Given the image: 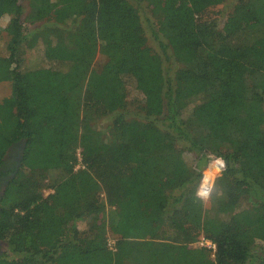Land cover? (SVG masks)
<instances>
[{
  "label": "trees",
  "instance_id": "16d2710c",
  "mask_svg": "<svg viewBox=\"0 0 264 264\" xmlns=\"http://www.w3.org/2000/svg\"><path fill=\"white\" fill-rule=\"evenodd\" d=\"M224 1L0 0V264H264V0L220 24ZM39 46L65 68H25ZM211 155L225 168L204 202ZM203 235L214 256L189 246Z\"/></svg>",
  "mask_w": 264,
  "mask_h": 264
},
{
  "label": "rangeland",
  "instance_id": "374dc122",
  "mask_svg": "<svg viewBox=\"0 0 264 264\" xmlns=\"http://www.w3.org/2000/svg\"><path fill=\"white\" fill-rule=\"evenodd\" d=\"M237 2H238V0H225L220 5L212 7L209 10V15L212 17L218 18L219 22H221L220 24H223V22L226 20L227 16L233 10L234 5ZM23 4H24L25 9L27 11L28 10L27 2L24 1ZM143 10H144V8H143ZM9 19H10V16L6 15L2 18V20L0 22V26H1V29H0V56H5L8 54L7 42L9 40V35L6 32L5 27L7 26ZM145 27H146V31H147V37H148L147 45L149 47H151L154 51H160L158 41L152 35L150 26L148 25L147 22H145ZM104 60H105V56L102 55L101 53L98 54L96 62H95V66L98 67L100 64H102V62ZM169 63L167 62L166 66ZM36 66H46V67L51 66V67H57V68H65V66L62 65V63H60V62L58 63V62H51V61L46 60L44 57V54H43V47L42 46H39L35 49H31L26 53L25 68H33ZM176 68H177V65L174 64L172 73ZM126 80H127V84H128V87H127V89H128V100L131 102L133 100L141 99L142 93L137 88L134 80L130 79L129 77H127ZM11 94H12L11 82L10 81H1L0 82V100H2L3 98H5ZM196 101H198V100H196ZM195 103L196 102L193 101L191 103L190 107H193L195 105ZM109 121H110V118H106V119L102 120L100 123V126L105 127ZM22 145H24V141H22ZM21 147H23V146H21ZM181 148H182V146H181ZM184 156L187 160L191 161V163L195 164L194 161L197 160L196 155H194V160H193L192 156L189 154V151L186 150V151H184ZM209 164H210V162H208L205 166L199 167V168H201V171L203 174L205 173L206 170L209 169ZM48 191L49 190H46V193ZM204 202H207V200H204ZM78 226L82 230L85 229L87 227V221L86 220L79 221Z\"/></svg>",
  "mask_w": 264,
  "mask_h": 264
},
{
  "label": "built area",
  "instance_id": "2783aa9c",
  "mask_svg": "<svg viewBox=\"0 0 264 264\" xmlns=\"http://www.w3.org/2000/svg\"><path fill=\"white\" fill-rule=\"evenodd\" d=\"M78 156H79L80 162L77 164L76 168L84 167V165L82 164L81 149L78 150ZM208 162H210L209 169L206 170L205 173L203 174L202 180L197 189V194L202 190L208 191L209 194L206 197H202L198 195L203 200H207L210 197L212 190H213L215 179L218 177V175L222 173V171L225 168V162L220 157H214L213 155H211ZM110 244L114 245V240H110ZM189 246L190 247H206L213 252V256L217 249L216 243L204 235L201 236L196 241L191 242Z\"/></svg>",
  "mask_w": 264,
  "mask_h": 264
},
{
  "label": "flooded vegetation",
  "instance_id": "af4514ba",
  "mask_svg": "<svg viewBox=\"0 0 264 264\" xmlns=\"http://www.w3.org/2000/svg\"><path fill=\"white\" fill-rule=\"evenodd\" d=\"M22 141L16 145H14L8 152L6 156L7 164L6 167H4V171H7L8 169L18 167L21 164V154L23 147ZM13 174H10L9 177L13 176ZM8 181V176H3L0 174V198L2 197L4 190L6 188ZM8 249V243L7 241L0 239V255L5 253Z\"/></svg>",
  "mask_w": 264,
  "mask_h": 264
},
{
  "label": "clouds",
  "instance_id": "9594fccd",
  "mask_svg": "<svg viewBox=\"0 0 264 264\" xmlns=\"http://www.w3.org/2000/svg\"><path fill=\"white\" fill-rule=\"evenodd\" d=\"M208 191L207 190H202L198 193V195L202 196V197H206L208 195Z\"/></svg>",
  "mask_w": 264,
  "mask_h": 264
},
{
  "label": "water",
  "instance_id": "95a60500",
  "mask_svg": "<svg viewBox=\"0 0 264 264\" xmlns=\"http://www.w3.org/2000/svg\"><path fill=\"white\" fill-rule=\"evenodd\" d=\"M24 145H25V142H24ZM24 145H23V146H24Z\"/></svg>",
  "mask_w": 264,
  "mask_h": 264
}]
</instances>
